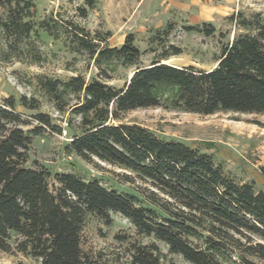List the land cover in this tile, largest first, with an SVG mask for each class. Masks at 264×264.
Instances as JSON below:
<instances>
[{
  "label": "trees",
  "instance_id": "1",
  "mask_svg": "<svg viewBox=\"0 0 264 264\" xmlns=\"http://www.w3.org/2000/svg\"><path fill=\"white\" fill-rule=\"evenodd\" d=\"M222 1V0H216ZM86 16L85 9H80ZM0 60L40 64V32L86 53L99 70L66 81L38 77L42 92L59 112L80 117L66 146L88 162L99 160L131 172L144 185L126 194L75 174L53 176L25 167L35 136L48 127L61 133L36 99L10 97L0 106V250L41 260V264H96L82 250V232L91 215L111 224V214L129 219L140 235L154 237L191 264H264V191L228 177L211 155L148 128L123 121L127 112L163 107L204 116L218 113L264 115V19L233 20L240 30L222 49L212 70L164 64L176 50L141 66L143 53L129 34L121 47L54 16L36 21V0H0ZM167 34L175 27L170 23ZM212 36L211 23L188 26ZM160 33V32H159ZM118 67H136L118 87L109 82ZM70 125L71 121H70ZM129 182L134 178L127 176ZM135 264H160L156 244L135 245Z\"/></svg>",
  "mask_w": 264,
  "mask_h": 264
},
{
  "label": "rangeland",
  "instance_id": "2",
  "mask_svg": "<svg viewBox=\"0 0 264 264\" xmlns=\"http://www.w3.org/2000/svg\"><path fill=\"white\" fill-rule=\"evenodd\" d=\"M36 6L37 22L54 16L63 24L75 23L93 36L99 35L111 47H121L127 36L133 34L135 45L143 53L141 66L178 50L181 53L165 63L207 71L216 67L223 47L240 33L232 17L252 18L258 14L264 19V0H36ZM80 9H85L86 16ZM170 23L175 28L167 34ZM203 23L214 25L212 36H206L201 30L189 32L186 29L188 26L202 29ZM37 45L43 55L40 64L0 60V106L10 97L34 98L41 104L39 111L18 107L22 119L29 123L20 128L28 131L37 127L39 124L32 115L43 113L62 131L44 127L43 135L33 138L24 166L50 172L53 189L57 186L53 178L56 174H75L85 181H99L104 187L123 194L136 187L143 188L129 171L97 159L88 162L67 152L66 146L78 131L80 117L70 110L59 112L40 89L38 77L66 81L82 75L89 81L98 76L99 70L86 53L74 52L47 33L40 32ZM135 69L118 67L111 73L113 79L109 83L123 86ZM123 121L148 128L158 137L197 148L211 155L237 183H252L257 191H264V115L229 112L204 116L158 107L127 112ZM127 176L135 181L129 182ZM111 219V224H107L91 215L83 228L82 250L96 264H135L134 244H156L161 253L160 264H191L171 253L163 242L140 235L123 215L113 213ZM0 264H41V260L17 251L0 250Z\"/></svg>",
  "mask_w": 264,
  "mask_h": 264
},
{
  "label": "crops",
  "instance_id": "3",
  "mask_svg": "<svg viewBox=\"0 0 264 264\" xmlns=\"http://www.w3.org/2000/svg\"><path fill=\"white\" fill-rule=\"evenodd\" d=\"M168 1H170V0H168ZM216 1V0H215ZM222 1H224V0H222ZM222 1H218V2H222ZM150 12V10L148 11V13ZM168 12H170V11H168ZM167 11H166V13H168ZM166 24V22L163 24L162 23V25L164 26Z\"/></svg>",
  "mask_w": 264,
  "mask_h": 264
},
{
  "label": "water",
  "instance_id": "4",
  "mask_svg": "<svg viewBox=\"0 0 264 264\" xmlns=\"http://www.w3.org/2000/svg\"><path fill=\"white\" fill-rule=\"evenodd\" d=\"M164 64H168V63H164ZM133 75H134V73L131 75L130 79L132 78Z\"/></svg>",
  "mask_w": 264,
  "mask_h": 264
}]
</instances>
